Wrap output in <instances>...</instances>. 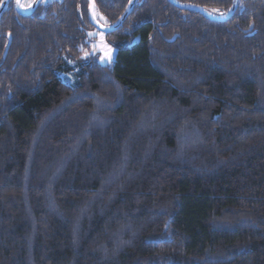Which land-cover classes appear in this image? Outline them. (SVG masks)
Segmentation results:
<instances>
[{
	"label": "trees",
	"instance_id": "1",
	"mask_svg": "<svg viewBox=\"0 0 264 264\" xmlns=\"http://www.w3.org/2000/svg\"><path fill=\"white\" fill-rule=\"evenodd\" d=\"M87 14L3 12L0 264H264V0H138L109 63Z\"/></svg>",
	"mask_w": 264,
	"mask_h": 264
},
{
	"label": "flooded vegetation",
	"instance_id": "2",
	"mask_svg": "<svg viewBox=\"0 0 264 264\" xmlns=\"http://www.w3.org/2000/svg\"><path fill=\"white\" fill-rule=\"evenodd\" d=\"M25 1H27V0H22L21 1V6L23 7V8H26V7H28V6H30L32 3H33V1L34 0H30L29 1V4H27V5H24L23 3L25 2ZM42 1V0H41ZM40 1V2H41ZM88 1V14H87V16L84 18L85 19V21L86 22H90L91 24H92V26H94V28L93 29H91V31H90V39H89V42H91L92 43V48H93V53L94 54H96V55H98L99 56V59L101 60V58H102V51L99 49V48H97V44L98 43H100L101 42V40H100V38H99V36H97V35H94V33H98L97 31H101V32H103L104 34H105V36H106V40H105V38L103 37V39L105 40V41H107L110 45H112L113 47H115L116 49H118L115 45H113L112 43H111V41L108 39V36H107V33L108 32H114V31H116V30H118L119 28H117L116 30H114V31H108V32H105V31H103V30H101V29H99V27L97 26V25H95L94 23H93V21H92V17H91V0H87ZM131 1V0H130ZM129 1V2H130ZM138 1V0H137ZM176 1H178V2H180V3H184V4H193V5H198V6H201V7H204L205 8V6H203L202 4H200V3H198V2H196V0H176ZM240 1V0H239ZM239 1H238V6H239ZM11 2V0L9 1V3ZM168 2L169 3H172L174 6H176V7H178V8H181V9H193V10H196V9H194V8H190V7H181V6H179V5H177L175 2H173L172 0H168ZM9 3H8V5H9ZM14 3H15V7H16V0H14ZM137 3V2H136ZM40 4V3H39ZM38 4V5H39ZM129 4V3H128ZM233 4H234V0H232V5H231V7H230V9L232 8V6H233ZM7 5V6H8ZM136 5V4H135ZM128 6V5H127ZM238 6H237V10H238ZM38 7V6H37ZM36 7V8H37ZM16 9H17V7H16ZM206 10H208L209 12H211L212 14H214V15H226L229 11H230V9L227 11V12H223V14H221L222 12H216V11H211V10H209V9H207V8H205ZM36 10V9H35ZM34 10V11H35ZM126 10V9H125ZM237 10L235 11V13L237 12ZM17 11H18V9H17ZM33 11V12H34ZM197 11H199V10H197ZM19 12V11H18ZM200 12V11H199ZM19 13H21V12H19ZM32 13V12H31ZM31 13H28V14H31ZM202 13V12H201ZM234 13V14H235ZM21 14H24V13H21ZM94 15V18H95V20L97 21V22H99V23H101L102 25H105V26H109V25H112V24H114L115 22H112V23H108V21H107V19L108 18H106V15H105V13L103 12V11H100L99 9H98V6H97V2H96V0H94V13H93ZM131 14V13H130ZM203 14V13H202ZM233 14V15H234ZM24 15H27V14H24ZM205 17H207V18H209L208 16H206L205 14H203ZM232 15V16H233ZM130 16V15H129ZM128 16V17H129ZM231 16V17H232ZM121 17V16H120ZM127 17V18H128ZM230 17V18H231ZM229 18V19H230ZM209 19H211V18H209ZM229 19H227V20H229ZM109 20V19H108ZM211 20H214V19H211ZM1 21V20H0ZM126 21V20H125ZM99 34V33H98ZM92 37V38H91ZM102 61V60H101Z\"/></svg>",
	"mask_w": 264,
	"mask_h": 264
},
{
	"label": "water",
	"instance_id": "3",
	"mask_svg": "<svg viewBox=\"0 0 264 264\" xmlns=\"http://www.w3.org/2000/svg\"><path fill=\"white\" fill-rule=\"evenodd\" d=\"M10 0H3V2L0 5V20L1 17L3 15V12L5 10V8L7 7L8 3ZM21 1L22 0H16V7L18 9L19 12L24 13V14H28L33 12L36 7L38 6V4L40 3L41 0H34L33 3L26 7L23 8L21 6ZM173 2H175L177 5L181 6V7H190V8H194L196 10H199L200 12H202L203 14H205L206 16H208L211 19L214 20H220V21H225L227 19H229L237 10V6H238V1L239 0H234V4L232 6V8L230 9V11L226 14V15H214L211 12H209L208 10H206L204 7L198 6V5H193V4H184V3H180L176 0H172ZM137 0H131L125 10V12L122 14V16L112 25L109 26H105L102 25L101 23L97 22L94 18V0H91V17H92V21L95 25H97L99 27V29L108 32V31H114L117 28H119L127 19V17L130 15V13L132 12L135 4H136Z\"/></svg>",
	"mask_w": 264,
	"mask_h": 264
},
{
	"label": "rangeland",
	"instance_id": "4",
	"mask_svg": "<svg viewBox=\"0 0 264 264\" xmlns=\"http://www.w3.org/2000/svg\"><path fill=\"white\" fill-rule=\"evenodd\" d=\"M24 5L29 4V1H25L23 3ZM98 33H94V35L99 36L101 42L97 44V48H99L102 51V62L103 63H109L111 62L117 53V49L115 47H113L112 45H110L106 40V36L103 32L101 31H97ZM103 37L105 38V40L103 39ZM74 74V73H73ZM68 74V75H64L63 77L68 79L69 81H71L72 83H75L77 81V78L75 76V74Z\"/></svg>",
	"mask_w": 264,
	"mask_h": 264
},
{
	"label": "snow or ice",
	"instance_id": "5",
	"mask_svg": "<svg viewBox=\"0 0 264 264\" xmlns=\"http://www.w3.org/2000/svg\"><path fill=\"white\" fill-rule=\"evenodd\" d=\"M213 11H218V10H213ZM221 14H223V13H221Z\"/></svg>",
	"mask_w": 264,
	"mask_h": 264
},
{
	"label": "bare ground",
	"instance_id": "6",
	"mask_svg": "<svg viewBox=\"0 0 264 264\" xmlns=\"http://www.w3.org/2000/svg\"><path fill=\"white\" fill-rule=\"evenodd\" d=\"M2 18V17H1Z\"/></svg>",
	"mask_w": 264,
	"mask_h": 264
}]
</instances>
